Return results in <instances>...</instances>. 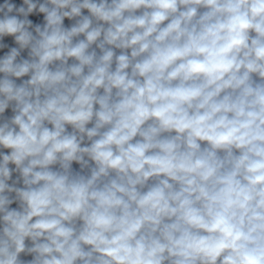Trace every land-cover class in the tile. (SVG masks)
Here are the masks:
<instances>
[{"label":"clouds","instance_id":"clouds-1","mask_svg":"<svg viewBox=\"0 0 264 264\" xmlns=\"http://www.w3.org/2000/svg\"><path fill=\"white\" fill-rule=\"evenodd\" d=\"M0 264H264V0H0Z\"/></svg>","mask_w":264,"mask_h":264}]
</instances>
